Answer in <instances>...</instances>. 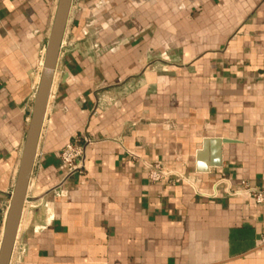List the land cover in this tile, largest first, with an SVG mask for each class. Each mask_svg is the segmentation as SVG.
Here are the masks:
<instances>
[{"label":"crops","instance_id":"crops-1","mask_svg":"<svg viewBox=\"0 0 264 264\" xmlns=\"http://www.w3.org/2000/svg\"><path fill=\"white\" fill-rule=\"evenodd\" d=\"M57 4L0 0V244ZM64 41L11 264H264V0H73Z\"/></svg>","mask_w":264,"mask_h":264},{"label":"water","instance_id":"water-1","mask_svg":"<svg viewBox=\"0 0 264 264\" xmlns=\"http://www.w3.org/2000/svg\"><path fill=\"white\" fill-rule=\"evenodd\" d=\"M73 0H58L54 22L44 55L39 85L33 102L31 119L20 160L18 175L11 195L2 241L0 264H11L19 228L27 201L39 143L46 120L54 76L63 48V42L70 20ZM264 148V141L261 142Z\"/></svg>","mask_w":264,"mask_h":264},{"label":"built area","instance_id":"built-area-1","mask_svg":"<svg viewBox=\"0 0 264 264\" xmlns=\"http://www.w3.org/2000/svg\"><path fill=\"white\" fill-rule=\"evenodd\" d=\"M95 50L99 53L100 47L96 45ZM89 143L90 141L88 139H84L83 141L76 139L61 150L59 157L63 165L66 167L68 175L82 173L85 166L84 146L88 145ZM148 171L149 179L152 183H160L169 176V173L166 171V169L158 164L150 166ZM183 180L184 178L179 177L172 181L174 184H179L183 182ZM242 186L243 187L241 188L240 193H247L251 195L257 204L264 203V192L262 190L249 188L245 184Z\"/></svg>","mask_w":264,"mask_h":264},{"label":"bare ground","instance_id":"bare-ground-1","mask_svg":"<svg viewBox=\"0 0 264 264\" xmlns=\"http://www.w3.org/2000/svg\"><path fill=\"white\" fill-rule=\"evenodd\" d=\"M42 65H43V63H42ZM39 81H40V79H39ZM39 85V84H38ZM51 98V97H50ZM20 231H21V227L19 228V233H20ZM19 235V234H18Z\"/></svg>","mask_w":264,"mask_h":264},{"label":"rangeland","instance_id":"rangeland-1","mask_svg":"<svg viewBox=\"0 0 264 264\" xmlns=\"http://www.w3.org/2000/svg\"><path fill=\"white\" fill-rule=\"evenodd\" d=\"M65 42V41H64ZM64 48V47H63Z\"/></svg>","mask_w":264,"mask_h":264}]
</instances>
